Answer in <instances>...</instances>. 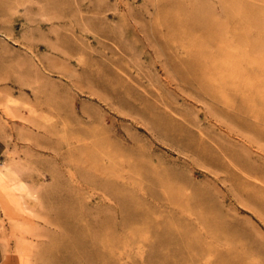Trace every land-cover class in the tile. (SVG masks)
<instances>
[{
  "label": "rangeland",
  "instance_id": "rangeland-1",
  "mask_svg": "<svg viewBox=\"0 0 264 264\" xmlns=\"http://www.w3.org/2000/svg\"><path fill=\"white\" fill-rule=\"evenodd\" d=\"M195 5L208 29L182 17ZM262 13L264 0H0V165L25 163L41 196L35 215L12 213L0 187V264H44L49 234H67L47 222L57 178L85 205L69 219L84 239L91 221L108 230L93 262L67 243L60 261L264 264ZM197 51L207 84L184 63ZM84 149L101 166L94 179L122 173V210L79 177L96 165Z\"/></svg>",
  "mask_w": 264,
  "mask_h": 264
},
{
  "label": "bare ground",
  "instance_id": "bare-ground-1",
  "mask_svg": "<svg viewBox=\"0 0 264 264\" xmlns=\"http://www.w3.org/2000/svg\"><path fill=\"white\" fill-rule=\"evenodd\" d=\"M177 1V0H176ZM196 1V0H194ZM199 1V0H198ZM167 2V1H166ZM197 3V2H196ZM195 3V4H196ZM200 3V2H199ZM203 3V2H202ZM166 4V3H165ZM164 4V5H165ZM170 4V3H169ZM168 5V3L166 4ZM178 5V4H177ZM202 5V4H201ZM233 5V4H231ZM236 5V4H235ZM179 6V5H178ZM209 6V5H207ZM206 6V7H207ZM165 7V6H164ZM183 7V6H182ZM196 7V5H195ZM198 7V6H197ZM195 8L192 10L191 14L189 15L188 13H183L184 18H186L187 21H189V25L191 27L193 26H197L200 29H208V24L210 22V18L206 15V10L205 12H203L201 9L202 7L199 6V8ZM201 8V9H200ZM232 8V7H231ZM235 8V7H234ZM172 6L170 5V8H167L166 11V22L169 26H172V23L176 24L177 19L175 18V14H174V18L172 19V12L176 11L172 10ZM211 9V8H210ZM240 9V8H239ZM191 11V9H189ZM188 10V11H189ZM230 10V9H229ZM178 11V10H177ZM181 11V10H180ZM185 12V11H184ZM231 12V11H230ZM229 12V13H230ZM176 13V12H175ZM190 13V12H189ZM228 13V14H229ZM254 13V12H253ZM177 14V13H176ZM213 14V13H212ZM239 14V13H238ZM238 14L236 16H238ZM245 14V13H244ZM264 14V13H262ZM232 15V14H231ZM231 15L228 18H231ZM242 15V14H241ZM250 15H252L250 13ZM179 16V15H177ZM233 16V15H232ZM244 16V15H243ZM260 16V15H259ZM181 17V15H180ZM233 18V17H232ZM249 20H247L249 23L250 21L253 22H257L258 21V16L257 13L256 15H252L251 17H248ZM182 19V18H181ZM210 19V20H209ZM217 19V18H215ZM251 19V20H250ZM165 20V18H164ZM176 20V21H175ZM175 21V22H174ZM212 21V20H211ZM246 21V22H247ZM261 21V20H260ZM211 23V22H210ZM224 24V23H222ZM221 24V25H222ZM257 24V23H256ZM166 25V24H164ZM179 25V24H178ZM182 25H183V21H182ZM186 25V24H185ZM252 25V24H250ZM175 26V25H173ZM184 26V25H183ZM187 26V25H186ZM248 26V25H247ZM259 26V25H258ZM255 27V26H254ZM172 28V27H171ZM179 28V27H178ZM197 28V29H198ZM257 28V27H256ZM190 30V29H189ZM188 30V31H189ZM212 30V29H209ZM174 31V30H173ZM201 31V30H200ZM260 31V30H259ZM199 32V31H198ZM206 36H208V38H211L215 31L213 30L211 31H207ZM203 34V32H202ZM246 36V35H245ZM217 37V36H216ZM257 41V40H256ZM206 42V41H205ZM260 42V41H259ZM252 42H250V45ZM200 44V43H199ZM198 44V45H199ZM257 44V43H255ZM262 45H264V43H261ZM203 45V44H202ZM197 46V45H196ZM248 46V45H247ZM261 46L258 44V47ZM198 47V46H197ZM204 48V46H202ZM258 47H256L255 49H257ZM260 48V47H259ZM258 48V49H259ZM194 49V48H193ZM257 49V50H258ZM261 49V48H260ZM204 50V49H203ZM206 50V49H205ZM253 51V50H252ZM192 52V51H191ZM190 52V53H191ZM205 53V52H204ZM201 53V51H197L195 54H190V58L188 60H186L185 66L190 69L193 73V75H197L200 76V80L203 84H207L206 79L204 78L205 76V70L201 65V61L200 59L202 58L203 54ZM209 53V52H207ZM208 55V54H207ZM212 56V55H211ZM210 58V57H209ZM218 58V57H217ZM259 58V57H258ZM211 59V58H210ZM205 61V60H204ZM215 61V60H214ZM180 62V61H179ZM210 62V60H209ZM208 63V62H207ZM215 63V62H213ZM207 65V64H206ZM209 65V64H208ZM212 67V66H211ZM207 69V68H205ZM209 73V72H207ZM199 80V81H200ZM211 89V88H210ZM250 101V100H249ZM94 133V132H93ZM88 135V134H87ZM85 137V136H84ZM111 144V143H110ZM84 151H86V156L88 157V160H90L91 162L93 161V164L96 163V165H94V167L92 168L93 170V174L86 169L80 170L79 168V177H81V180L83 179L85 182L89 183V184H96L100 185V187H103V190H105V192H111L112 194H114L118 200L119 206H120V210H122L123 207V196L121 194V192L123 191V184L121 182V178L122 173H115L116 175V181L115 180H111L110 178H102L100 180H97L96 177L94 179V172L99 171L100 167L97 165V156H95L89 149H84ZM206 151V150H205ZM204 151V152H205ZM68 152V151H67ZM202 152V151H201ZM202 152V153H204ZM201 153V154H202ZM66 156L70 159H76L79 158V156L76 154L75 151H70L68 153H65ZM205 155V154H204ZM66 158V157H65ZM63 160V159H62ZM80 160V159H79ZM14 161V160H13ZM67 161V160H66ZM63 162V161H62ZM66 163V162H65ZM112 163V161L110 162ZM67 165V164H66ZM71 166V165H70ZM113 166L109 164V166L107 167L110 168L111 170ZM34 168V167H33ZM29 167L25 164V163H15V162H10V161H3L0 165V187H1V191L4 193V195L7 196L6 202H5V207L7 210H9V212H17L20 211V213H25V215H35V206L38 203V199L41 197L39 196L38 192H39V187L35 186L32 182H29L25 179V175L28 172ZM78 169V168H77ZM89 169V168H88ZM53 171V169H52ZM56 171V170H55ZM53 171V172H55ZM58 171V170H57ZM56 171V172H57ZM60 171V170H59ZM55 172V173H56ZM53 176V174H52ZM55 176V175H54ZM62 176V175H61ZM37 177V176H36ZM34 177V178H36ZM60 178V177H59ZM68 178V177H67ZM98 178V176H97ZM119 178V179H118ZM55 180V179H54ZM62 180V179H61ZM65 180V178H64ZM81 180L76 179V177L74 175L71 174L70 176V181L74 182V183H80ZM119 180V181H118ZM67 181V180H66ZM68 181V182H70ZM36 182V181H35ZM55 182V181H54ZM63 182V181H62ZM61 181L56 180L55 184L52 183V186L50 189H48V193L46 192L45 194L47 195V197H45L48 201L49 198V209L51 210L52 215L51 216V220H48L47 222L50 224H54L56 226H59L63 229L64 233L66 232V235H62L59 233H51L49 234V240L48 242L40 248V253H42V257H44V264H70L67 260H62L60 261L59 259L56 258L55 256V249L58 248V245H61L63 243H67L70 246L73 247H81L80 248V253L79 255L83 258H85V261L87 262H93V255H92V246L95 245L98 240H100L102 237H104L108 230L105 227V221L99 220V221H95L93 223V221H91L92 223L90 224H94L93 226H89V228L85 231L87 232V234L89 235L88 240L84 239V236H82V234H84V232L82 230H79L77 227V224L74 222H71L69 219H73V220H78L80 216L85 215L86 214V210L84 208V206L81 203H76L74 200V197L72 195H70V193H67L65 196L62 195V190H65V188L61 185L62 184ZM120 182V183H119ZM86 183V184H87ZM64 185V184H63ZM67 185V184H65ZM64 185V186H65ZM44 186V185H43ZM42 186V187H43ZM95 186V185H94ZM101 187V188H102ZM49 188V187H48ZM94 188V187H93ZM96 188V187H95ZM67 191H70V187L67 186ZM47 190V189H46ZM77 190H79L77 188ZM42 191V190H41ZM104 192V191H103ZM102 192V193H103ZM43 193V192H42ZM41 193V194H42ZM85 193V192H84ZM44 194V193H43ZM45 195V196H46ZM111 195V194H110ZM44 197V196H42ZM44 200V199H43ZM30 201H33V203L31 204ZM45 201V200H44ZM41 202V201H40ZM47 203V202H46ZM45 204V203H44ZM40 205V204H39ZM46 205V204H45ZM45 207V206H44ZM43 208V207H42ZM48 208V207H47ZM5 209V208H4ZM90 209V208H89ZM37 210V209H36ZM47 211V210H45ZM12 212V213H13ZM89 212V211H88ZM101 212V211H100ZM90 214V213H89ZM24 215V214H23ZM103 215V214H102ZM43 217V216H42ZM102 217V216H100ZM106 217V215H105ZM18 219V218H17ZM106 219V218H105ZM107 220V219H106ZM46 221V220H45ZM119 227L122 229L123 227V216L121 215L120 217V223H119ZM38 251V250H37ZM38 253V252H37ZM58 255V254H57ZM41 256V255H40ZM39 257V255H38ZM43 259V258H42ZM4 260V259H3ZM2 260V261H3ZM82 261V260H81ZM43 261H41L42 263ZM73 262V259H72Z\"/></svg>",
  "mask_w": 264,
  "mask_h": 264
},
{
  "label": "crops",
  "instance_id": "crops-1",
  "mask_svg": "<svg viewBox=\"0 0 264 264\" xmlns=\"http://www.w3.org/2000/svg\"><path fill=\"white\" fill-rule=\"evenodd\" d=\"M5 149H6V144H5L4 140H2V138H0V157L4 153Z\"/></svg>",
  "mask_w": 264,
  "mask_h": 264
}]
</instances>
